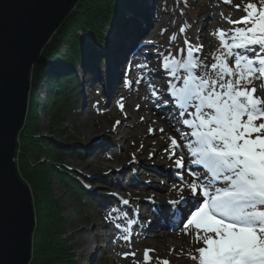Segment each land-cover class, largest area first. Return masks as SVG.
Masks as SVG:
<instances>
[{"label": "rangeland", "instance_id": "rangeland-1", "mask_svg": "<svg viewBox=\"0 0 264 264\" xmlns=\"http://www.w3.org/2000/svg\"><path fill=\"white\" fill-rule=\"evenodd\" d=\"M249 2H257V0H231L230 4H226L224 0H197L194 4L197 15L192 17L189 12V16L192 17L191 23L184 12L183 5L181 9L176 7L174 16L165 14L159 21H156L149 12L148 28L140 39L138 52L131 53L125 61L114 93L107 95V86L98 83L101 71L99 72L98 69L93 72L95 80H91L92 77H90L82 81L86 93L85 106L80 111L82 117L74 122L71 120L56 121L48 112L44 111L45 107L40 100H43L46 105L49 104L47 84L42 83L39 90L43 94H38L36 90L35 93L33 92L35 104L32 108L37 112L38 126L42 136L47 137L62 149L71 150L63 156L65 171L75 174L73 177L79 183H84L93 194L101 195L107 198V201L114 200L117 212H119V217L108 225L103 220L102 214L98 212L96 216L91 214L93 212L89 209L90 205L85 207L86 216L81 215L65 195L55 177L52 178L51 196L61 205L66 221L65 238L69 242L77 264H145V249L155 250L150 253L152 260L149 264H160V261L165 259L170 264H193V261L189 259V253L194 252L195 248L200 246L197 243L189 244L188 247L180 245L168 253L162 252L158 247L150 244L154 239L153 233L147 230L151 228L152 222L155 220L158 205L148 201L155 199L154 194H165L175 186L176 181L171 178L181 175V173L170 166H165L175 160V157L169 158L168 151L164 154L165 159L162 160L161 165L166 170H170V178L151 164L144 163L139 159L138 153L143 148L142 139H147V134L144 133L143 125L135 128V121L127 119L133 115L143 114L142 108H149L152 105V91L158 92L159 88L160 91L165 88V81L158 85V89L152 83L156 78L155 74L162 69L159 53L165 55L172 53L177 58L186 55L180 50L185 48V40H188L194 46H202L197 55L206 64L211 65L214 62V56L218 54V30L232 28L233 25L228 21L240 19L245 14L243 9ZM139 3L136 6L138 8L151 7L150 3L145 4L143 0H140ZM127 16L129 19L131 18L129 24L134 19L135 22L137 21L136 16H132L130 12ZM164 27H169V29L164 32ZM181 27H185L184 33L180 32ZM123 28L121 30H124ZM129 28L130 26L125 29ZM173 35L177 37L175 41L170 40ZM111 36L112 32H108L107 40L109 42ZM111 47L109 54H112L115 49L113 45ZM60 50L64 54L68 52L64 45ZM248 55L251 56L249 53ZM141 64H146L147 67L138 68L137 65ZM79 70L81 71L79 76L83 79L85 69H81L80 66ZM126 76H128L127 81L131 82L130 86L123 85ZM32 80L33 75L31 83ZM137 80H140V83H136ZM96 83L98 84L96 85ZM103 96L106 99L105 102L101 100ZM121 103L124 105L123 111L118 106ZM157 106L160 107L161 104L157 103ZM94 108H97L96 111ZM145 116L151 118L147 112H145ZM170 123H168L170 133L168 135L176 136L179 140V133L176 129L181 128ZM181 131L183 130L181 129ZM158 132L160 130L154 129V133ZM169 144L170 140H168L167 149ZM78 151L83 153L82 157ZM114 152L118 156L107 155ZM153 154L151 152L147 157L150 158ZM16 161L18 162V158ZM41 162L49 163L45 158H42ZM188 163L185 158L183 170H186ZM134 167H137V170H134ZM133 182L134 185L137 184L138 187L144 189L142 191L134 189L129 185ZM27 185L34 197L31 185L28 183ZM148 191L150 194H147ZM143 197L145 199H142ZM170 198L168 197L166 200L171 202ZM120 199L127 200L129 203L122 206L118 203L122 204ZM129 221L132 223L129 224ZM116 224H120L121 227L117 229ZM141 225L144 226L143 230H140ZM136 227L139 228L138 231H136ZM125 228L130 230L129 241L122 238L125 235L123 231ZM99 238L105 242L102 247L105 248V244H107L109 248L107 252L100 248ZM125 252L135 253V256L125 258L123 255Z\"/></svg>", "mask_w": 264, "mask_h": 264}, {"label": "snow or ice", "instance_id": "snow-or-ice-1", "mask_svg": "<svg viewBox=\"0 0 264 264\" xmlns=\"http://www.w3.org/2000/svg\"><path fill=\"white\" fill-rule=\"evenodd\" d=\"M243 11L240 19L228 21L232 28L218 30V54L211 65L197 55L202 46L188 40L180 50L186 55L159 53L161 67L171 77L167 94L185 129H176L179 140L169 137L166 151L178 169L185 168V155L203 169L190 171L193 180L184 185L194 199L181 231L200 245L189 253L193 264H264V97L257 95L264 91V0L247 3ZM152 96L160 98L155 90ZM118 106L124 110L122 103ZM181 202L187 203L183 195L170 203ZM123 231L122 238L129 241L130 230ZM153 251L144 250L145 264Z\"/></svg>", "mask_w": 264, "mask_h": 264}, {"label": "trees", "instance_id": "trees-1", "mask_svg": "<svg viewBox=\"0 0 264 264\" xmlns=\"http://www.w3.org/2000/svg\"><path fill=\"white\" fill-rule=\"evenodd\" d=\"M146 1L151 3V12L157 20L164 13H176V0ZM177 1L184 5V12L188 16L189 12L196 16L197 12L193 6L195 0ZM138 4V0H79L33 68L30 110L17 147L19 173L22 179L31 185L34 193L37 224L30 264H77L65 238L66 221L61 205L51 196L53 177L81 215L86 216V205H90L89 209L95 216L97 210L102 211L107 220L112 219L114 213L118 211L112 200L106 208L99 206L102 203L101 199L91 196L73 177V173L65 171L63 156L71 150L62 149L42 136L37 112L32 108L35 104L34 91H39L42 83L47 84L49 104L46 105L43 100H39L45 107L44 111L54 120L74 122L80 119L82 99L77 68L94 60V56L102 54V48L107 49L110 43L107 40L108 32L113 33L129 25L131 18L129 19L127 14L135 11ZM63 45L68 51L66 54L60 50ZM95 66L103 69L101 64ZM78 152L82 157L83 153ZM112 156L116 157L118 154ZM42 158L49 163L41 162Z\"/></svg>", "mask_w": 264, "mask_h": 264}, {"label": "water", "instance_id": "water-1", "mask_svg": "<svg viewBox=\"0 0 264 264\" xmlns=\"http://www.w3.org/2000/svg\"><path fill=\"white\" fill-rule=\"evenodd\" d=\"M79 0H0V264H30L36 218L17 164L32 71Z\"/></svg>", "mask_w": 264, "mask_h": 264}, {"label": "bare ground", "instance_id": "bare-ground-1", "mask_svg": "<svg viewBox=\"0 0 264 264\" xmlns=\"http://www.w3.org/2000/svg\"><path fill=\"white\" fill-rule=\"evenodd\" d=\"M143 1L145 4L148 2L146 0ZM139 2L140 0H138V3ZM180 6L181 5L179 4L176 5V7H179L181 9ZM143 7L144 8H142L141 14L137 16V21H132L129 31H114L112 33L110 43H108L109 45L107 46V49L104 50L102 48V54L98 55V57H93L94 61L91 64L95 65V63L98 62L97 64H101L103 67V73L101 75L100 83L101 85L105 84L107 86V95H111L112 93H114L116 84L120 79L125 61L129 58V55L131 53L136 54L140 45V39L146 28H148L149 12L146 9V6ZM130 12L132 13V11ZM112 45L115 49L110 55L109 50L111 48L110 46ZM249 54L252 55V53ZM84 64L85 63L81 65V69L85 67ZM163 70L164 69L162 68L157 74H155L156 78L152 82L154 84L153 86L155 88L157 87L158 89V85L161 84L162 81H165V88L161 91L160 88L158 89V94L161 93V95H159L160 98L155 99L154 97H152V105H150L149 108L143 107V114H138L136 116L133 115V117H129L127 120H134L135 128L143 125L144 133L147 134V139H142L143 148L138 153L139 159L143 160L144 163L151 164V166L164 172L165 174H167L168 178H170V170H166L161 165L162 160L165 159L164 154L166 153L168 140L170 137V135H168L170 134L168 131V123L171 122L172 124L179 126L183 131L185 129L179 122L178 109H176L175 106L171 103L170 97L167 94L169 82L163 77ZM76 71L78 73L81 72L79 70V67ZM256 86L259 88V81L256 82ZM80 92L82 93L80 94V96L84 97L86 93L83 90H80ZM37 93L43 94L40 91H37ZM259 94L260 96H262V93H260V91L257 92V95ZM165 100L169 101L167 105H165L163 102ZM157 103L161 104L162 107H158ZM145 112H147L151 116V118L145 116ZM150 128L153 130L163 129V131H160L158 133H154V131L149 132ZM148 140L151 141L149 142ZM151 152L154 154L150 158L147 157ZM185 158L186 162H189L186 170L176 168L174 162L175 160H172L168 165H165L170 166L181 173V175H176L175 177L171 178L176 181L175 186L166 191L165 194H154L155 199H153V201H148L150 203L158 205L155 212V220H153L151 228L149 229V231L153 233L152 235L154 238L150 244L154 245L156 248L158 247L162 252L165 253H168L172 249L175 250V248L180 247V245L185 247H188L189 244L194 245L192 237L184 235L181 231L182 227H180L183 218L189 213V210L192 206L191 202L194 199L191 195L190 189L184 187V185L186 183H191L193 180V177L189 175L190 171L201 173L203 172V169L198 165L191 164L190 158L187 157V155H185ZM180 188H184L182 193L179 191ZM148 193L150 194V191H148L147 194ZM181 195L186 198L187 203L181 202L173 205L166 200L168 197H171V201H179ZM142 199L145 198L143 197Z\"/></svg>", "mask_w": 264, "mask_h": 264}]
</instances>
